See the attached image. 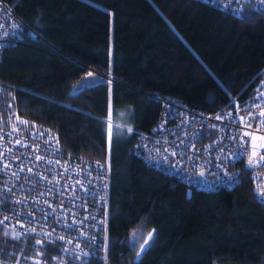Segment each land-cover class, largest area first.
<instances>
[{"label": "trees", "instance_id": "trees-1", "mask_svg": "<svg viewBox=\"0 0 264 264\" xmlns=\"http://www.w3.org/2000/svg\"><path fill=\"white\" fill-rule=\"evenodd\" d=\"M4 2L36 37L23 33L1 51L0 126L52 130L63 149L105 163L107 264H264V204L248 170L229 189L188 190L133 151L157 97L214 113L264 93V10L233 16L203 0ZM89 71L108 81L68 94ZM0 264L100 262L0 229Z\"/></svg>", "mask_w": 264, "mask_h": 264}, {"label": "built area", "instance_id": "built-area-1", "mask_svg": "<svg viewBox=\"0 0 264 264\" xmlns=\"http://www.w3.org/2000/svg\"><path fill=\"white\" fill-rule=\"evenodd\" d=\"M203 1L233 16L245 9L264 10V0ZM26 32L36 37L0 0V59L2 49ZM157 100L154 122L134 143V154L145 165L175 177L188 190L203 191L229 189L248 170L255 198L264 204V150L259 145L264 93L242 108L214 113L173 98ZM107 186L105 163L63 149L54 131L0 126V229L107 264Z\"/></svg>", "mask_w": 264, "mask_h": 264}, {"label": "water", "instance_id": "water-1", "mask_svg": "<svg viewBox=\"0 0 264 264\" xmlns=\"http://www.w3.org/2000/svg\"><path fill=\"white\" fill-rule=\"evenodd\" d=\"M107 81L108 79L105 78L104 76L89 71L70 88L68 94H74L80 91L84 87H90L95 84L107 82Z\"/></svg>", "mask_w": 264, "mask_h": 264}, {"label": "rangeland", "instance_id": "rangeland-1", "mask_svg": "<svg viewBox=\"0 0 264 264\" xmlns=\"http://www.w3.org/2000/svg\"><path fill=\"white\" fill-rule=\"evenodd\" d=\"M106 126H107V129H106V144H107V146H109V143H110V140H111V137H112V131H113V129H112V126L110 124H107ZM253 139H254L253 141H256L257 138L254 137ZM256 145H258V144H255L253 142V146H256ZM259 145L264 150V140H261L260 143H259Z\"/></svg>", "mask_w": 264, "mask_h": 264}]
</instances>
